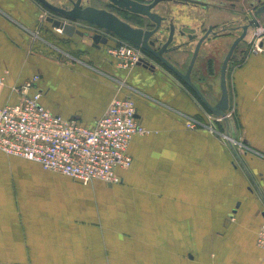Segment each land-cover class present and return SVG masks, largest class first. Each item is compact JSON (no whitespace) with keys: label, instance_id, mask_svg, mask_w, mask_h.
<instances>
[{"label":"crops","instance_id":"1","mask_svg":"<svg viewBox=\"0 0 264 264\" xmlns=\"http://www.w3.org/2000/svg\"><path fill=\"white\" fill-rule=\"evenodd\" d=\"M43 10L28 0H0V108L18 103L22 87L39 75L26 93L40 91L53 114L91 125L114 98L132 96L148 133L132 139V165L117 170V185H84L0 151V264H264L257 244L264 222V56L245 55L227 71L237 155L223 120L213 130L187 128L216 116L169 71L120 67L105 48L94 52L109 60L105 66L118 82L79 61L59 64L50 50L82 42L50 31L47 18L39 17ZM187 15L173 19L192 26L183 20ZM223 39L210 42L217 55L211 51L203 62L202 49L198 59L200 78H216L220 97L225 49L233 43ZM197 79L193 72L195 85L216 105L220 97L209 98Z\"/></svg>","mask_w":264,"mask_h":264},{"label":"built area","instance_id":"2","mask_svg":"<svg viewBox=\"0 0 264 264\" xmlns=\"http://www.w3.org/2000/svg\"><path fill=\"white\" fill-rule=\"evenodd\" d=\"M113 38L118 44L104 48L120 67L131 69L147 61L140 47L110 37ZM245 42L252 45L254 54L264 55V26L255 28ZM39 80L36 75L22 87L18 103L0 108V151L38 163L47 171L72 177L84 185L96 180L109 185L122 183L117 170H127L132 165V139L148 133L138 122L132 96L114 98L101 118L86 125L50 112L41 103L40 91L27 95L26 91ZM3 82L0 77V85ZM195 125L194 121L187 124L190 129ZM257 244L264 250V222Z\"/></svg>","mask_w":264,"mask_h":264},{"label":"water","instance_id":"3","mask_svg":"<svg viewBox=\"0 0 264 264\" xmlns=\"http://www.w3.org/2000/svg\"><path fill=\"white\" fill-rule=\"evenodd\" d=\"M110 1H112L119 9L127 11L133 15L147 18L152 23V26L149 28L135 27L130 22L122 20L113 13L93 8L81 9L78 4L74 5V8L68 9L54 6L53 4L43 0L41 3L44 4L43 8L49 10L53 15H55L48 17L46 19L47 22L51 24L53 29L60 31L65 36L74 37V35H83L79 32L78 28L71 23L84 22L108 31L115 38L140 47L146 52V54L156 59L158 63L173 73V75L195 92L202 103L214 116L223 119L227 127L226 136L229 138V143L233 147V142L231 141L232 119L228 117V111L230 109V96L227 85V71L231 59L239 45L244 43L249 38L255 28L260 25L264 26L263 0L259 1L258 7L253 11L251 16L245 15L241 19L240 25L231 29L239 31L240 35L233 41L223 61L221 67V97L218 103L214 106L211 105L206 97L201 93L192 78L204 44L210 43L214 37H221V35L225 33L226 29L215 31L214 28L210 26L208 30L202 34L199 27L194 28L193 31H191V27L189 25H177L175 24L174 19L168 21L167 27L165 26V22L168 19L153 11L159 2L164 0H155L149 5L141 4L133 0ZM242 10L245 11L244 8ZM59 16L64 17V19L59 18ZM39 17L43 18L41 13H39ZM187 29H189L190 32H187ZM99 37L100 36L98 35L93 37L94 43L99 42ZM176 39H181L182 41L177 43ZM107 42L108 39L101 40V44H106ZM190 46L193 47L192 57L187 70L182 72L166 56L179 52L180 50ZM139 65H143L151 71L156 69V66L150 64L148 61H142ZM234 151L237 154L235 148Z\"/></svg>","mask_w":264,"mask_h":264},{"label":"rangeland","instance_id":"4","mask_svg":"<svg viewBox=\"0 0 264 264\" xmlns=\"http://www.w3.org/2000/svg\"><path fill=\"white\" fill-rule=\"evenodd\" d=\"M143 2H147L150 0H141ZM228 1V0H227ZM259 1L260 0H240V4L241 6H249L248 8H250V13L249 16H251L253 14V11L255 10V7L259 5ZM249 2V3H248ZM253 3V4H252ZM176 3L173 2H167V3H162L160 4L157 9H159L162 14L166 15L168 17V20L165 22V26L168 27V21L169 19H173V17L175 18V16H178L180 18L183 17V15H187L188 19H183L185 21L191 22L193 23L191 27V31H193L194 28H201V32L202 34L205 33V31L208 30L209 25L214 24L218 29H223L224 27H226L227 29H229L232 26L231 20L233 19H242V16L246 13L247 14V9L241 10V11H237V10H233L229 7V5H220V3L217 2V0H198V2H192L191 5L194 6L192 7L193 10H188V11H184V10H180V11H175V9H173L174 5ZM202 5H206L207 9L202 8ZM182 6H186V5H182ZM188 7V6H186ZM190 8V7H189ZM44 9L43 11L45 12L46 15L48 16H54L49 10ZM193 12V13H192ZM183 14V15H182ZM125 20H127L128 22H130L133 26L135 27H144V28H149L152 26V23L145 17H141L138 15H133L131 13L128 14V16H126ZM179 21V20H178ZM215 21V22H212ZM177 24V23H176ZM52 26L50 25V31H53V33H57L56 31L52 30ZM187 32H190L189 29L186 30ZM232 33V34H231ZM52 34V33H51ZM228 36L226 37H222L224 38V41H229V42H233L239 35L240 32L239 31H234L233 32H229L227 33ZM114 41H116L113 38ZM179 41H182L181 39ZM52 42V41H51ZM82 44H80V46L78 47H70L69 45H62L61 46H57L58 48L52 49L50 50V56L54 57V59L56 58V60L58 61L59 64L61 65H66L67 63H74L72 61H79L80 63L82 62L84 65H87L89 67V69L91 71H93L95 74H97L98 76L104 78L105 80H108L110 82H116L117 79H119L115 74H113L110 70H108V68H106L105 64L108 63L107 61H109L107 58H103L105 59L104 63L102 62V57L104 56L102 54V57L99 58V52L95 53L94 51H92L88 44L85 43L84 41H81ZM84 42V43H83ZM55 43V42H53ZM230 43V45H231ZM204 44V46L202 47V49H207L205 50L206 53L204 54V59L203 62H205L206 59H208V57H211V55H209V53L211 54L212 52L217 55L215 53V51H218V47L216 44ZM206 45H208V47H206ZM212 46V48H210ZM231 46L227 45L226 49H225V55H227V50L229 51ZM77 48H81V49H77ZM222 49V45H219V49ZM190 49H192L191 47H189V49L185 48L180 50L179 52L170 54L168 56H166L167 58L170 59V61L172 63H174L182 72H185L189 66L191 57H192V53L193 50L191 51ZM212 49V50H209ZM224 49V48H223ZM244 55L241 52V50H244ZM212 51V52H211ZM252 45L248 44L247 42H244L242 44L239 45L238 49L236 50L233 58L231 59V62L229 64V68L231 69L230 72H233V68L240 64L242 61H244V56L245 55H254V53L252 52ZM87 52H91V54H87ZM144 52V56L146 57L147 61L152 64V65H156L158 67H161L162 69H164L165 71H169L167 70L165 67H163L160 63H158L156 61V59H154L153 57H151L150 55L146 54L145 51ZM95 54L96 56V62L92 61V57L91 55ZM208 55V56H207ZM224 55V57H225ZM264 56V55H262ZM91 57V61L90 58ZM222 57V61L223 58ZM86 59V60H85ZM98 61V62H97ZM222 61L219 59V63L222 64ZM99 62H102L103 64H99ZM203 62L199 61L197 62V65L195 67L194 70V76L198 77V82L201 83V87L202 89L206 92V94L208 95L209 98L212 97H217L216 100L219 99V93H218V89H217V81L216 78L212 79V77L210 76L211 74H205L204 76H202V79L200 78V73L202 72V64ZM143 66V65H142ZM170 72V71H169ZM196 72V73H195ZM171 73V72H170ZM172 76H174L171 73ZM231 76L232 74H230V80H231ZM121 81V80H120ZM178 79L177 82L178 84L185 90H187V87ZM118 82V81H117ZM121 82H126L125 80L121 81ZM124 85V84H123ZM233 107L231 106V108L228 111V117L229 114L233 115ZM223 119H218V118H212L210 116H208L206 114V120H193L195 125L194 129H197L199 127H206V128H211L213 130V127L216 124L220 125V121H222ZM188 128V126H187ZM190 129V128H189ZM257 154V153H255Z\"/></svg>","mask_w":264,"mask_h":264},{"label":"flooded vegetation","instance_id":"5","mask_svg":"<svg viewBox=\"0 0 264 264\" xmlns=\"http://www.w3.org/2000/svg\"><path fill=\"white\" fill-rule=\"evenodd\" d=\"M28 1L31 2L32 4L37 5V6H41L42 8L44 7V4L41 3L42 0H28ZM43 1H47L48 3H51L54 6H57V7H60V8L64 7V8L72 9V8H74V5L78 4L81 9L93 8V9H97V10H103V11H106L108 13H113V14L117 15L122 20H125L126 16H128V14H129L127 11H124L122 9H119L110 0H43ZM133 1H136V2L141 3V4L149 5V4L153 3L155 0H150V1H147V2H143L141 0H133ZM173 1L176 4L186 5V6H189V7H194V6L191 5L192 2H198V0H164V1H160L155 6V8L153 9V11L157 12L162 17H165V18L168 19V17L166 15L162 14V12L159 9H157V7L160 4H162V3L173 2ZM217 2L220 3V5H222V6L229 5V7L231 9L237 10V11L238 10L241 11L243 8L244 9H247V14L245 13L242 16V18L245 15H248L249 16V13H250V8H248L249 6H247V7H246V5L245 6H241L240 0H228V1L227 0H217ZM263 2H264V0H263ZM201 7L207 9V6L206 5H202ZM257 7L258 6H256L255 9ZM48 17H50V16H47L45 18H48ZM59 18H63L64 19V17H61V16H59ZM171 19H169V20H171ZM125 21H127V20H125ZM240 21H241L240 18L231 20L232 26L229 29H227L226 27H224L223 29H226V31L221 36L222 37H226V36H228L227 33H229V32H233L234 33L235 30H231V29L238 27L240 25V23H241ZM76 23H79L80 24V26H79L80 28L78 30L83 35H74V37L77 39V41L78 40L79 41L80 40L81 41H84L85 40V43L88 44L89 48L92 51L102 50L106 45H109L111 43L110 37L113 36V35L111 33H109L108 31H106L104 29H101V28H99L97 26L84 23V22H76ZM213 28H214L215 31H221V30H223V29L215 28V26ZM95 35L100 36L98 43H94V41H93V37ZM103 39H108V42L106 44H101V40H103Z\"/></svg>","mask_w":264,"mask_h":264},{"label":"bare ground","instance_id":"6","mask_svg":"<svg viewBox=\"0 0 264 264\" xmlns=\"http://www.w3.org/2000/svg\"><path fill=\"white\" fill-rule=\"evenodd\" d=\"M174 22H175V20H174ZM176 24V23H175Z\"/></svg>","mask_w":264,"mask_h":264}]
</instances>
